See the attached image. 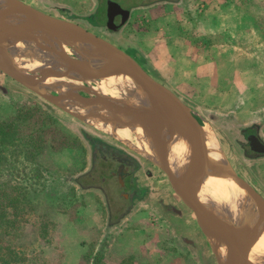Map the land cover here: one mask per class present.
<instances>
[{
    "label": "rangeland",
    "instance_id": "1",
    "mask_svg": "<svg viewBox=\"0 0 264 264\" xmlns=\"http://www.w3.org/2000/svg\"><path fill=\"white\" fill-rule=\"evenodd\" d=\"M24 1L132 56L208 122L215 149L213 133L236 169L251 172L245 154L260 155L248 138L264 140V0ZM111 1L131 10L117 32L100 17ZM47 90L48 100L0 71V122L15 123L18 138L4 154L0 264H215L159 164L58 104L92 92Z\"/></svg>",
    "mask_w": 264,
    "mask_h": 264
},
{
    "label": "bare ground",
    "instance_id": "2",
    "mask_svg": "<svg viewBox=\"0 0 264 264\" xmlns=\"http://www.w3.org/2000/svg\"><path fill=\"white\" fill-rule=\"evenodd\" d=\"M9 7L10 0H0V16L6 17L5 26L0 31V53L5 50L15 59L20 75L27 77L28 82L39 90L55 87L61 95L78 93L79 89L92 92V99L80 96L68 101L61 98L58 104L78 116L90 114L91 117L85 118L90 125L113 134L115 138L131 145V148L136 147L139 153L152 161L158 164L162 160L166 161L180 183L187 177L191 187L199 193L198 203L207 205L208 200H211L217 204L219 209L216 214L240 240L243 258L252 264H264V205L258 196H254L248 187L231 175L227 179L206 178L200 185L203 176L200 172L203 166L201 159L209 155L211 168L225 162L216 152L211 134L206 130L208 151L204 141L188 138L181 132L176 114L171 108L160 100H152L149 93L133 80L130 71H122L118 60L93 46L80 45L83 55L76 63L70 64L44 52V49H55L64 54L73 52L70 44L49 32L26 31L9 37L12 30L29 24L28 18L22 15L18 6ZM1 61L0 54V64ZM32 68L37 75L44 70L51 74L31 77L29 71ZM90 70L104 71L106 78L89 80L82 76ZM65 71H70L67 81L63 79L67 75ZM77 75L79 77L75 78ZM84 81H89L87 83L90 88H85ZM97 95L103 98H97ZM108 95H113V98H105ZM85 103L96 107H86ZM129 109L135 113V118L128 113ZM155 110L160 112L157 117L152 114ZM124 121L130 123L125 125ZM192 159L196 165L191 167ZM221 258H229L227 250L221 252Z\"/></svg>",
    "mask_w": 264,
    "mask_h": 264
},
{
    "label": "water",
    "instance_id": "3",
    "mask_svg": "<svg viewBox=\"0 0 264 264\" xmlns=\"http://www.w3.org/2000/svg\"><path fill=\"white\" fill-rule=\"evenodd\" d=\"M10 1L11 7L9 8L18 6L22 15L28 18L29 24L25 25L23 28L20 27L19 29L16 28L12 30L8 34L9 37H14L15 35L22 34L26 31L35 32L41 30L45 33L49 32L57 39L66 41L68 44H70V49H72V51L74 50V53L76 52L79 56L76 59H72L55 49H45L46 52L55 56L57 59L68 61L70 64L76 63L83 55L79 49V46L82 44L93 46L100 52H105L112 59L118 60L120 62L123 72H131L130 74L133 80L144 91L149 93L152 100H160L163 102V104H166L169 109L171 108L174 111L176 114V119L178 120V126L181 128V132L185 136L188 138L192 137L204 141L208 148L205 130V127L209 126L208 122L203 120L194 109L185 104L172 90L149 75L132 56L106 39L84 29L83 27H80L77 24L51 17L29 5L24 4L20 0ZM130 15V9H123L119 4L111 1L107 8L108 29L113 32L119 31L127 23ZM3 16L4 17L0 16V31L5 26L6 17L5 15ZM0 54L2 56V61L0 64V71H2V73L15 81L21 82L40 97L47 100L51 99V95L48 93V90H39L35 88L28 82L27 77L20 75L15 59L11 57L7 51L4 50V52H1ZM64 73H66L68 76L70 75V71H65ZM50 74L51 73L48 71L44 73V75L48 76ZM82 76L89 80H96L106 78V73L104 71L90 70L84 72ZM128 113L133 118H135V113L132 112L131 109L128 110ZM152 114L157 117V114L160 115V112L159 110H155ZM85 116L91 117L90 114H86ZM209 128L211 130L210 126ZM213 135L215 138L216 152L221 155L225 162L219 164L216 168H211L209 155L204 160L201 159L203 166L201 167L200 172L203 174V176L200 179V185L206 178L227 179L228 176L231 175L234 179L248 187V189L251 191L248 183H246V181L238 175L227 159L226 153L215 133H213ZM248 141L253 151L264 154V143L260 141L257 136L248 138ZM208 151H210L209 148ZM146 158L152 161L150 158ZM194 165H196V162L194 159H192L190 166L192 167ZM158 166L161 167L164 173L167 175L175 193L194 213L198 227L210 243V247L212 249L213 255L216 258L217 264H252L250 261H247L243 258L240 248V240L234 235L228 224L216 214L217 210L219 209L216 206L217 204L211 200H208L209 204L207 205L198 203L197 197L199 193H197V190H194L191 187L187 177H185L183 183H180L171 172L166 161L162 160ZM223 250L228 251L229 258L227 260L221 258V252Z\"/></svg>",
    "mask_w": 264,
    "mask_h": 264
},
{
    "label": "crops",
    "instance_id": "4",
    "mask_svg": "<svg viewBox=\"0 0 264 264\" xmlns=\"http://www.w3.org/2000/svg\"><path fill=\"white\" fill-rule=\"evenodd\" d=\"M131 16V15H130ZM176 59V58H175ZM180 59V58H179ZM182 60H179V63H181ZM176 63V62H175ZM178 63V66H180V64ZM177 66V65H176ZM171 84L177 85V82L174 81V79L171 81ZM260 136V135H259ZM261 138V137H260ZM264 143V140H261ZM221 143V142H220ZM222 146V144H221ZM224 149V148H223ZM225 151V150H224ZM243 151V149H242ZM226 153V151H225ZM246 153V152H245ZM260 156H254V157H248L245 154V160L248 162L249 165H251V172L249 171H238L236 169V167L234 166L232 160L230 159V157L228 156V154L226 153L227 159L229 160V162L231 163L232 167L235 169V171L238 173V175L244 179L246 181V183H248L250 189H251V193L254 196H258V199L262 201L263 205H264V154H258ZM244 173V174H243ZM187 217V214H183V218ZM183 222V220H182ZM197 223V221H196ZM195 224H193V226L195 227ZM198 226V225H197ZM197 226L195 228V232L198 234V236L200 237L201 242H204V245L206 247L209 248L210 252L212 251L211 247H210V243L207 240V238L203 235L202 232H199L197 230ZM215 264H217V261L215 262Z\"/></svg>",
    "mask_w": 264,
    "mask_h": 264
},
{
    "label": "trees",
    "instance_id": "5",
    "mask_svg": "<svg viewBox=\"0 0 264 264\" xmlns=\"http://www.w3.org/2000/svg\"><path fill=\"white\" fill-rule=\"evenodd\" d=\"M25 117L28 119V124H29V120H30V124L27 127L28 130H31L33 126L38 125L37 122L39 121V117L34 116L33 114L31 116H25ZM21 120H24V119L21 118ZM16 131H17V127L15 126V123L6 122V121L0 122V187H2V188L7 186L5 180L7 179V177H9V175L7 173H5V171L3 169L4 166H6L7 162H8V157H6V155H4V154L8 150L7 146H10V143L15 142V140L13 138L18 139L17 137H15ZM36 138H38V140L40 141L39 142L40 144L44 145L46 143L45 140L42 141L41 135L38 137L36 136ZM34 151L35 152L37 151V147L34 148ZM15 156L19 157L20 155L16 154ZM29 156L33 157L36 155L33 154V155H29Z\"/></svg>",
    "mask_w": 264,
    "mask_h": 264
},
{
    "label": "flooded vegetation",
    "instance_id": "6",
    "mask_svg": "<svg viewBox=\"0 0 264 264\" xmlns=\"http://www.w3.org/2000/svg\"><path fill=\"white\" fill-rule=\"evenodd\" d=\"M20 1H22V2H23L24 4H26V5H29V6L33 7L34 9L40 11L39 8L33 6L32 4H30V3H28V2H26V1H24V0H20ZM104 16H105V18H104ZM100 17H101L102 19H104V20L106 19V21L108 20V17H107V9H106L104 12L101 13ZM122 173H124L123 176H125V178H127L128 174L125 173V170H124L123 168H121V174H122Z\"/></svg>",
    "mask_w": 264,
    "mask_h": 264
}]
</instances>
